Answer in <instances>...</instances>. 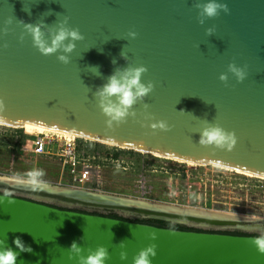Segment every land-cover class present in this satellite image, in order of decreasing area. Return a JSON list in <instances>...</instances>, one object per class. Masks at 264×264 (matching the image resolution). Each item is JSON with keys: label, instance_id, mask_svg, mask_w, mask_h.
I'll return each mask as SVG.
<instances>
[{"label": "water", "instance_id": "95a60500", "mask_svg": "<svg viewBox=\"0 0 264 264\" xmlns=\"http://www.w3.org/2000/svg\"><path fill=\"white\" fill-rule=\"evenodd\" d=\"M206 2L0 0V100L4 103L0 125H34L130 151L264 178V0H219L229 12H220L201 25L196 5ZM64 17L84 37L67 65L56 54L42 55L24 29V25L39 24L50 40ZM209 27L215 29L212 35L205 33ZM130 32L136 34L134 39ZM230 63L246 69L242 82L228 73ZM129 66L147 69L142 79L154 85L144 101L149 107L145 112L143 104L137 103L135 118L108 127L96 93L117 69ZM221 74L228 75L226 82L220 81ZM159 121L167 122L170 130L150 127ZM208 124L234 133L236 145L229 150L199 144L200 131ZM9 184L0 182V244L14 248L13 239L20 237L32 248L31 253H21L16 264H80L81 256L100 246L108 250L106 264H133L134 257L152 244L156 255L151 264H264V254L252 242L255 237L162 229L70 207L259 233L258 226L162 219L149 211L88 206ZM6 190L13 195L4 197ZM73 242L81 248L79 254L69 249ZM122 252L126 259H121Z\"/></svg>", "mask_w": 264, "mask_h": 264}, {"label": "rangeland", "instance_id": "374dc122", "mask_svg": "<svg viewBox=\"0 0 264 264\" xmlns=\"http://www.w3.org/2000/svg\"><path fill=\"white\" fill-rule=\"evenodd\" d=\"M20 129L22 132L37 134ZM106 149L105 155L102 154L100 159L96 160V166L99 167L97 169L100 171L98 177L100 192L97 195L149 202L147 204L175 210L201 211L215 215V218L240 224L236 226L251 227L258 226L254 225V221L264 222V189L257 192L253 187L256 178H264L217 165L196 166L116 147L108 146ZM0 155L7 160L4 153ZM35 161L33 165L28 166L16 161L14 170L17 173L8 178L30 183L32 178L28 174L42 171L43 175L35 178L36 184L66 187L63 185L66 182H62L59 178V166L54 160L38 158ZM214 229L234 230V228H203V230Z\"/></svg>", "mask_w": 264, "mask_h": 264}, {"label": "clouds", "instance_id": "9594fccd", "mask_svg": "<svg viewBox=\"0 0 264 264\" xmlns=\"http://www.w3.org/2000/svg\"><path fill=\"white\" fill-rule=\"evenodd\" d=\"M196 8L199 10V23L204 24L205 19H212L219 15L220 12L227 14L229 8L226 3H221L219 0H207L206 3L197 4ZM7 23H11L8 21ZM69 18L64 17L60 21L54 33L51 34V39H46L42 31V26L27 24L24 25L25 31L31 36L33 46L42 55H57V60L65 65L70 63V55L76 49V44L82 41L84 37L78 29L69 27ZM6 31V29H5ZM215 29L209 27L205 30L206 35H212ZM130 38H135V33L130 32ZM23 39V36L21 37ZM121 56L125 54L122 51ZM115 63V60H113ZM98 73V68H93ZM147 72L146 67H126L124 69H117L107 79V82L97 91L98 106L102 114L107 118L106 124L108 127L112 125L126 122L127 118H135L136 112L133 110L137 103H142L145 112L149 105L144 103L145 98L153 91L154 85L151 81L145 83L142 79L143 75ZM228 73H231L237 80L242 82L246 78V69L237 66L235 63L228 65ZM220 81L226 82L228 80L227 74H221ZM114 98V99H113ZM4 109V103L0 100V112ZM150 119L149 116L145 117ZM0 123H4L0 117ZM150 127L159 129L161 131H169V126L165 121L153 123ZM237 143L235 134L225 131L222 127L216 124H208L200 131L199 144L201 145H215L218 148H233ZM29 177L31 183H36L35 178L43 175L42 171L30 172ZM13 193L9 191L4 192V197H11ZM2 200V198H0ZM9 203L14 201L9 200ZM260 235L253 239V244L256 246L257 251L264 254V228L256 229ZM155 239V237H153ZM13 247H3L0 244V264H16L17 258L21 253H31L32 248L16 237L13 239ZM120 244H123L121 242ZM71 251L79 254L82 250L76 242H73L69 248ZM156 255V245L152 244L142 249L136 257H134L133 264H151V259ZM108 259V250L103 246L98 247L94 252L89 255L80 257V264H106ZM121 259H126V253H121Z\"/></svg>", "mask_w": 264, "mask_h": 264}, {"label": "built area", "instance_id": "2783aa9c", "mask_svg": "<svg viewBox=\"0 0 264 264\" xmlns=\"http://www.w3.org/2000/svg\"><path fill=\"white\" fill-rule=\"evenodd\" d=\"M0 130V153L7 157V160H4L5 157L0 155V177H13L14 173H17L14 170L16 161L28 166L33 165L38 158H46L57 163L59 178L67 183H63L66 187L100 192V171L96 160L100 159L102 154L105 155L106 147L115 146L80 137L66 138L54 133L33 135L22 132L20 128L3 125H0ZM254 182L253 187L257 192L264 189L263 179L256 178Z\"/></svg>", "mask_w": 264, "mask_h": 264}, {"label": "bare ground", "instance_id": "6f19581e", "mask_svg": "<svg viewBox=\"0 0 264 264\" xmlns=\"http://www.w3.org/2000/svg\"><path fill=\"white\" fill-rule=\"evenodd\" d=\"M19 128H23L26 131H29L31 133H37V134L54 133V134H58L66 138H73V137L76 138V136H73V135L50 131L48 129H44V128L37 127L34 125H25ZM100 143L106 144L103 142H100ZM186 164H191V163H186ZM191 165H195V164H191ZM196 166H204V165H196ZM0 182L4 184L11 183L9 185H17L21 187V189L24 188L26 190H31V191H38V190L46 191L48 194L53 193L57 195L58 197H60L61 199L62 198L66 199V201L78 202V203L85 204L88 206H97V207L103 206V207H109V208H114V209H124L131 213L136 212V211H141V212L146 213V211H149L150 214L156 217H159L162 219L174 220V221L193 220V221H200V222L207 223V224L223 223L225 225H240L239 223L235 221L221 220L219 218H215V215H208L201 211L195 212V211H185V210H180V209L175 210V209L165 208L162 206L147 204L143 202H136L132 200H125V199H120V198H113V197H108V196L91 194L92 192L90 193L83 192L86 190L77 189V188H71V189L68 188V189L61 190V189H53L51 187L39 185L36 183H31V182L29 183L27 181L0 180ZM255 224L258 226H263L262 228H264V222L254 221V225Z\"/></svg>", "mask_w": 264, "mask_h": 264}, {"label": "flooded vegetation", "instance_id": "af4514ba", "mask_svg": "<svg viewBox=\"0 0 264 264\" xmlns=\"http://www.w3.org/2000/svg\"><path fill=\"white\" fill-rule=\"evenodd\" d=\"M54 205V204H53ZM63 208H65L63 206ZM71 209H73L74 211L76 212H86L87 214H91V215H96V216H102V217H106V218H110L112 219V215H117L121 218H124L126 219L127 221H130V222H135V221H146V222H149V221H161V222H166V221H163V220H150V219H145V218H130L128 217L127 215L125 214H121V213H117V212H113V211H107V210H91V209H87V208H77V207H70ZM167 223H170L172 224L173 226H181V227H186V228H189V229H195V230H200V231H203V232H211V233H239V234H247V235H260V232H248V231H245V230H239V229H234V230H203L204 227H209V226H204V225H191V224H180L179 222H167ZM150 225V224H149ZM154 226V225H153Z\"/></svg>", "mask_w": 264, "mask_h": 264}, {"label": "trees", "instance_id": "16d2710c", "mask_svg": "<svg viewBox=\"0 0 264 264\" xmlns=\"http://www.w3.org/2000/svg\"><path fill=\"white\" fill-rule=\"evenodd\" d=\"M80 213L87 214L86 212H80ZM111 217L114 220L127 221L126 219L121 218V217H119L117 215H112ZM134 223L143 224V225H149L150 224V226H153L154 225V227H157V228L170 229V230H176V231L211 233V232H203V231L195 230V229H189V228L181 227V226H173L170 223L161 222V221H149V222H146V221H135ZM216 234H221V233H216ZM223 234H225V235H231V236H243V237H257L258 236V235L239 234V233H231V234H229V233H227V234L226 233H223Z\"/></svg>", "mask_w": 264, "mask_h": 264}]
</instances>
